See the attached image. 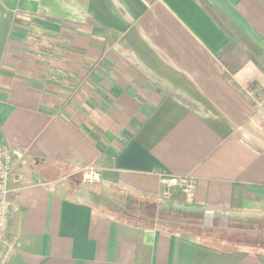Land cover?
I'll list each match as a JSON object with an SVG mask.
<instances>
[{"label": "crops", "instance_id": "obj_1", "mask_svg": "<svg viewBox=\"0 0 264 264\" xmlns=\"http://www.w3.org/2000/svg\"><path fill=\"white\" fill-rule=\"evenodd\" d=\"M0 8V146L18 205L3 264H264L166 223L264 216V0ZM228 42L245 58L233 84L217 58ZM163 175L192 177L193 202Z\"/></svg>", "mask_w": 264, "mask_h": 264}, {"label": "built area", "instance_id": "obj_2", "mask_svg": "<svg viewBox=\"0 0 264 264\" xmlns=\"http://www.w3.org/2000/svg\"><path fill=\"white\" fill-rule=\"evenodd\" d=\"M13 153L8 148L0 146V264L7 259L11 249L12 241L8 235L10 216L18 211V205L12 199V191L8 187V179L12 171ZM90 183L98 182L100 175L89 170L85 175ZM162 185L170 190H178L184 197V201L191 204L196 193V182L190 176L174 177L161 176Z\"/></svg>", "mask_w": 264, "mask_h": 264}, {"label": "rangeland", "instance_id": "obj_3", "mask_svg": "<svg viewBox=\"0 0 264 264\" xmlns=\"http://www.w3.org/2000/svg\"><path fill=\"white\" fill-rule=\"evenodd\" d=\"M1 16H5L9 19L11 17V14L5 12V9H2L1 11L0 8V17ZM5 27H6L5 22H2V20H0V31H4ZM57 172L59 175L64 174V171H57ZM256 222H259L260 225H258ZM166 223L173 224V226L177 228L180 227L182 229L188 230L193 234H195L196 236H198L202 241L219 245L223 248L231 247L230 245L236 243L239 244L254 243V240L257 238L259 240L264 239V216L253 217L250 223L252 224L251 227L253 226L254 231H247V232L245 230L240 231V230H232L226 228L222 230L215 228L208 232H200V230L196 229V227H191V225L196 224V222H192V221L189 222V220L186 219L180 220L179 218L167 219Z\"/></svg>", "mask_w": 264, "mask_h": 264}, {"label": "trees", "instance_id": "obj_4", "mask_svg": "<svg viewBox=\"0 0 264 264\" xmlns=\"http://www.w3.org/2000/svg\"><path fill=\"white\" fill-rule=\"evenodd\" d=\"M217 58L221 62L222 66L225 70L226 80L233 84L232 77L234 76V74L238 70L241 69V67L245 63V58H244L243 54L241 53V51L239 50V48L235 44L228 42L224 45L221 52L218 54ZM256 223L258 225H260L259 222H256ZM251 225L252 224L249 221L248 222L244 221L241 224H239L238 226L230 227L228 229L240 230V231L245 230L246 232L247 231H254L253 226L251 227ZM191 227H197V225L192 224ZM204 232H207V231H204ZM255 238H257V237H255ZM243 245L244 246L246 245L248 247H251V248H254L256 250L264 252V239L259 240L258 238L254 240V243H244V244L236 243V244L230 245L231 247H228V248H236L238 246H243Z\"/></svg>", "mask_w": 264, "mask_h": 264}]
</instances>
